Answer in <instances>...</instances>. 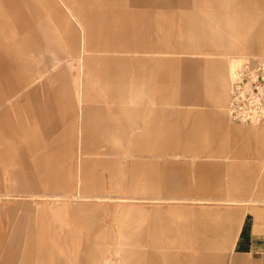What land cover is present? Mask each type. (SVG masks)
<instances>
[{"label": "rangeland", "instance_id": "374dc122", "mask_svg": "<svg viewBox=\"0 0 264 264\" xmlns=\"http://www.w3.org/2000/svg\"><path fill=\"white\" fill-rule=\"evenodd\" d=\"M260 1V8L235 9L234 16L241 19L239 24L243 28L253 22L247 31L235 33L216 24L212 32L205 34L215 40L191 45L192 51L201 53L179 55L152 51L114 54L95 46L89 48L85 30L58 0L73 29L74 39L70 38V43L75 44V50L54 55L51 45L40 44L41 35H38L39 39L34 38L33 42L41 49L28 52L27 59L34 66L32 74L38 76L30 79L23 90L37 88L36 98L41 100L43 85L49 89L56 85L68 87L72 107L67 110L63 103L60 110L52 108L49 111L53 128L45 140L47 143L63 136L68 129L70 158L67 163L61 159L63 137L58 149L48 150L45 157L48 161L58 159L63 167L69 165L72 187L61 191L39 190L37 194L23 192L15 197L2 196L0 201L6 210H13L16 216L29 215V221L21 228L26 232L22 237H12L5 252L11 257L10 264H180V258L186 254L220 255L219 264H233V258L241 251H264V184H253L250 190L239 189L244 183L236 184L234 179L246 178L240 174L243 170L233 165L236 159L221 158L236 151L254 149L256 141L251 143L249 136H264V126L231 122L219 114L225 115L228 84L240 62L251 56L264 57L257 50L259 44H264V0ZM24 11L30 13L27 8ZM153 15L127 13L136 22L158 17ZM115 16L119 18L118 24L122 23L124 16ZM161 18L181 24L186 16L173 12L161 14ZM37 26L33 22L30 28ZM16 30H13L15 39L21 36ZM60 47L66 48L64 43ZM147 47L160 49L159 46ZM115 55L124 58L117 66L118 73L134 82L127 95L129 101L119 106L109 105L105 109L108 121L94 109L99 103L95 106L91 103L87 124L94 127L91 141L92 137L100 135V123L109 124L111 129L103 136L121 153L93 155L83 150L81 130L84 122L78 86L86 82L92 94H104L103 83L98 80L104 70L102 59ZM187 69L202 74L196 86L200 99L196 105L182 104L186 84L183 75ZM171 95H175L173 101ZM20 115L24 113L16 109L10 113V118L17 123ZM37 123L41 127L39 121ZM134 144H150L151 150L131 152ZM19 157L16 154L6 158V164L0 168V178L3 167L14 172L20 168ZM96 159L102 164L93 163ZM86 160L91 163L88 170L105 179V185L97 192L98 197L82 196L78 179L83 175ZM54 178L58 176L50 169L45 180L51 183ZM163 179L173 183L161 184L159 181ZM259 179H264V175ZM134 181L139 184H131ZM171 191L185 199L161 198ZM209 213L220 216L214 227L218 229L216 238L226 235L221 250L176 249L175 255L122 253L140 237L142 227L153 218L172 227L184 224L190 228L193 225L190 218ZM246 232L253 237L243 246L240 237ZM111 240L117 247L115 252H110L107 247ZM210 264L218 263L213 260Z\"/></svg>", "mask_w": 264, "mask_h": 264}, {"label": "crops", "instance_id": "0c3cea01", "mask_svg": "<svg viewBox=\"0 0 264 264\" xmlns=\"http://www.w3.org/2000/svg\"><path fill=\"white\" fill-rule=\"evenodd\" d=\"M59 1L70 10L85 30V42L89 48L95 46L99 47L98 50L114 54L151 51L179 55L199 54L200 51L191 50V45L215 40L214 37H207L205 34L208 31L212 32L216 24L235 33L240 30L247 31L252 27L253 22L245 25L244 28L239 24L241 19L234 16L235 9H253L261 6L260 0ZM23 8L25 10L27 8L30 13L24 11ZM21 10L24 12L22 13ZM173 12L184 14L186 16L184 23L177 24L173 19L161 18V14H172ZM127 13H138L143 16H150L154 13L153 16L158 17H147L136 22L132 20L133 17L127 16ZM115 14L124 16V19L121 18L123 21L119 23L120 25L118 24L119 18ZM105 15H111V17H105ZM33 22L38 24L36 28H30ZM13 30L21 33V36L15 39ZM72 30L68 15L61 9L58 0H0V168L6 164V158H10L11 155L16 156V154L20 156V168L17 171H8L3 167L4 173L0 178V200L2 196L15 197L23 192L37 194L39 190L61 191L72 187L69 165L63 167L58 159L52 158L51 161H48L45 157L48 150L58 149L59 140L63 137L65 140L62 144L64 154L61 159L67 163L70 158L68 129L63 136L59 135L47 143L45 140L53 128L49 111L56 108L60 110L63 103L67 110L68 107H72L68 87L56 85L49 89V87L44 88L43 85L41 100L36 98L37 88L25 92L23 90L29 84L30 79L33 80L38 76L32 74L34 66L27 59L28 52H39L41 49L39 44L33 42L34 38L41 35L40 39L38 38L40 44L51 45V52L54 55L69 54L76 47L75 44L70 43V38L74 39ZM62 43H64L65 49L60 47ZM147 46H159L160 49H148ZM257 50L264 54V44H259ZM123 59L118 55L102 59L104 70L101 71L98 80L103 83L101 87L105 91L104 94L95 96L86 82H81L80 87L78 86L81 95L80 110L84 122L83 130H81L83 132V150L86 153L93 155L121 153L103 136L111 129L109 124L100 123V135L97 138L92 137L91 141V130L94 127L87 124V119L93 104L95 106L96 103H99L94 109H98L101 115H104V119L108 121L105 109L109 105L119 106L129 101L127 95L133 89L131 86L134 82L127 76L118 73L117 66L123 62ZM45 64H43L44 71ZM199 73L198 70L187 69L185 71L183 76L186 79V84L183 88L185 95L182 104L196 105L199 103L200 99L196 94V86L202 78V74ZM228 95L229 84L226 101ZM171 96L170 99L173 101L175 95ZM16 109H21L24 113L17 118V123L10 118V113ZM219 114L222 119L225 117L228 119L226 107V116L223 112ZM38 121L41 127L37 125ZM252 132H259V130ZM249 138L251 143L256 141L254 149L243 152L236 151L231 153V156H221V158L236 159L233 165L235 168L243 170L240 174L245 175L246 178H243L244 180L234 179L236 184L244 183L243 187H238L241 190H250L253 188V184H264V179H259L260 175H264V136L257 137L251 134ZM150 150V144H134V147L131 148V152L136 153ZM83 163V175L78 179L83 190L82 196L98 197L97 192L105 185V179L102 175L98 176L88 170L87 166L91 164L90 161L86 160ZM93 163L100 165L102 161L96 159ZM50 169H53L54 175L58 176L51 183L45 180V174ZM159 182L161 184L173 183L165 179ZM110 183L112 182L110 181ZM131 184L135 185L139 182L134 181ZM173 193L172 191L167 192L161 198L185 199ZM157 197L152 196L151 198ZM79 210L81 211L80 208ZM28 216H16L13 210H6L3 207V202L0 201V264H10L11 257L5 252L8 250L12 237H22L26 232H22L21 228L22 224L29 221ZM194 216L195 218L189 219L193 224L190 228L184 224L172 227L165 221L154 218L149 220L142 227L140 237L129 244L130 247L127 250H122V253L175 255L174 250L176 249L221 250L225 245L226 235L220 236L219 239L216 238L215 234L218 229L214 227L220 216L211 213ZM252 237L251 233L247 234L246 232L244 236L240 237L243 239V244H241L248 245V240ZM107 243H109L107 247L110 252L117 250L112 240ZM237 254L233 258V264H264V251L262 250L241 251ZM218 257L220 255L204 254L200 257L186 254L185 257L180 258V264H210L213 260L219 264Z\"/></svg>", "mask_w": 264, "mask_h": 264}, {"label": "built area", "instance_id": "2783aa9c", "mask_svg": "<svg viewBox=\"0 0 264 264\" xmlns=\"http://www.w3.org/2000/svg\"><path fill=\"white\" fill-rule=\"evenodd\" d=\"M226 114L231 122L264 126V57H247L233 71Z\"/></svg>", "mask_w": 264, "mask_h": 264}]
</instances>
